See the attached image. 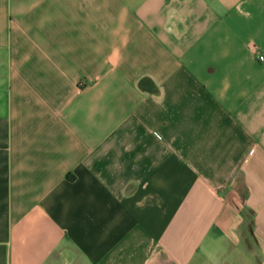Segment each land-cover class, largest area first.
Instances as JSON below:
<instances>
[{"label": "crops", "instance_id": "crops-1", "mask_svg": "<svg viewBox=\"0 0 264 264\" xmlns=\"http://www.w3.org/2000/svg\"><path fill=\"white\" fill-rule=\"evenodd\" d=\"M0 264H264V0H0Z\"/></svg>", "mask_w": 264, "mask_h": 264}, {"label": "built area", "instance_id": "built-area-1", "mask_svg": "<svg viewBox=\"0 0 264 264\" xmlns=\"http://www.w3.org/2000/svg\"><path fill=\"white\" fill-rule=\"evenodd\" d=\"M263 58V57H262Z\"/></svg>", "mask_w": 264, "mask_h": 264}]
</instances>
